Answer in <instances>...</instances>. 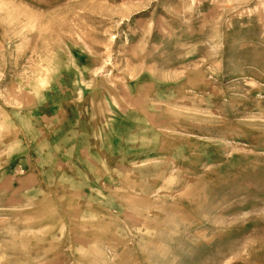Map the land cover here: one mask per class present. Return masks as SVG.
Returning a JSON list of instances; mask_svg holds the SVG:
<instances>
[{
	"label": "rangeland",
	"instance_id": "374dc122",
	"mask_svg": "<svg viewBox=\"0 0 264 264\" xmlns=\"http://www.w3.org/2000/svg\"><path fill=\"white\" fill-rule=\"evenodd\" d=\"M0 167V264H264V0H0Z\"/></svg>",
	"mask_w": 264,
	"mask_h": 264
},
{
	"label": "crops",
	"instance_id": "0c3cea01",
	"mask_svg": "<svg viewBox=\"0 0 264 264\" xmlns=\"http://www.w3.org/2000/svg\"><path fill=\"white\" fill-rule=\"evenodd\" d=\"M39 129H40V127L39 128H36V131H39ZM69 144L67 143V146H68ZM35 157H36V159L35 160H33L34 162H36L37 160H38V158H37V155H35ZM114 161H112L111 160V163L112 164H115V162L113 163ZM11 164L8 166V168L7 169H9V170H11L12 172L13 171H15L13 174H15V173H17L18 171L20 172H22L23 170H25V166L24 165H22L21 163H20V160L18 159L17 161H16V159L15 160H13L12 162H10ZM111 163H109V165H111ZM27 166H29V165H27ZM35 167V166H34ZM6 167H4V169H5ZM0 169H1V167H0ZM7 169H6V171H5V177H7ZM29 169H31L30 168V166H29ZM17 175V174H16ZM11 181L13 180L12 179V176H10V177H8ZM7 184V183H6Z\"/></svg>",
	"mask_w": 264,
	"mask_h": 264
}]
</instances>
